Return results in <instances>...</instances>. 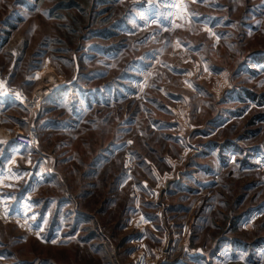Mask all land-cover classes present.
<instances>
[{"label": "rangeland", "instance_id": "374dc122", "mask_svg": "<svg viewBox=\"0 0 264 264\" xmlns=\"http://www.w3.org/2000/svg\"><path fill=\"white\" fill-rule=\"evenodd\" d=\"M0 84V264H264V0H0Z\"/></svg>", "mask_w": 264, "mask_h": 264}, {"label": "built area", "instance_id": "2783aa9c", "mask_svg": "<svg viewBox=\"0 0 264 264\" xmlns=\"http://www.w3.org/2000/svg\"><path fill=\"white\" fill-rule=\"evenodd\" d=\"M6 92V89H5V85L4 84H0V95H3L4 93ZM35 140L33 136H24V135H20L17 139V141L20 143V144H23V145H28V146H32V145H35Z\"/></svg>", "mask_w": 264, "mask_h": 264}]
</instances>
